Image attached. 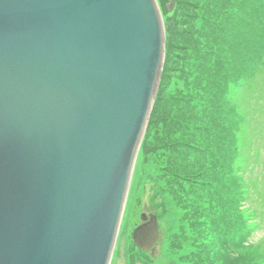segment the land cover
<instances>
[{
  "label": "water",
  "instance_id": "1",
  "mask_svg": "<svg viewBox=\"0 0 264 264\" xmlns=\"http://www.w3.org/2000/svg\"><path fill=\"white\" fill-rule=\"evenodd\" d=\"M164 54L157 0H0V264H111Z\"/></svg>",
  "mask_w": 264,
  "mask_h": 264
},
{
  "label": "rangeland",
  "instance_id": "2",
  "mask_svg": "<svg viewBox=\"0 0 264 264\" xmlns=\"http://www.w3.org/2000/svg\"><path fill=\"white\" fill-rule=\"evenodd\" d=\"M206 1L207 0L196 1L198 5H200L201 2V7L205 10V16L208 20L202 22L207 29L206 36L201 44L194 47L191 54L196 53L197 48L204 51V53L191 56V66L198 70H204L205 73L203 74L209 76V79L211 76L217 80V82L220 79L219 81L223 86H228L229 93L232 91L233 98L230 97V100L234 104L236 111L239 112L236 124L237 126L241 125L245 131L248 130L246 138L253 151V153L249 155L246 148L244 151V159L242 157L240 161L241 159L244 160V162L241 161V163L244 164L243 177L246 180L245 182L250 193V199H248L246 206L255 213V227L252 230L248 229L249 233L246 231L248 236L243 238L242 235L245 233L242 228L243 225L240 224L241 227L235 221L231 222V217L227 216L229 205L227 206L225 204L226 199L224 198L221 205H224L223 211L226 213L223 222L226 231L224 233L220 232L213 239L214 242H219L215 245L217 247L216 249L219 251L221 239H224L226 244L233 250L234 247L239 248L244 246L243 244L250 243H258L261 247H264V52L261 54V58L258 61L253 60L258 57V52H254L255 45L259 42L264 44V0H213L214 2L212 3L215 4L214 6H216V8L205 4ZM190 2L193 1L190 0ZM157 3L164 20L166 19L165 13L168 12L166 10V5L170 3V1L157 0ZM173 3L172 10L176 6L175 0H173ZM259 4L260 6L258 7ZM172 10L168 13H171ZM199 16L204 17V15L200 14ZM182 44L185 46V43ZM183 45H181V47H183ZM191 47L193 48V45H191ZM211 51L214 54H211ZM217 51L219 52L218 60L221 59L222 64L218 66L217 70H215L214 67L212 72H207L211 61H218L214 58L215 55L218 54ZM201 60L206 61L204 64H201L203 63ZM167 65L169 70H173V81L181 80V74L183 73V69H185L184 66H181V70L176 68L177 70L175 71V68L171 65V60ZM248 65L251 66L248 67ZM257 65H259L258 69L256 68ZM253 68L254 70L257 69V76L254 71L251 75ZM244 69H246V71H244ZM224 70L226 71L221 72ZM226 74L233 77V79L229 80L224 78ZM210 80L215 83L213 79ZM232 80H236L235 82L239 83L235 84V88L234 84L231 85L230 83ZM192 84L193 79H191L190 82V85ZM186 96L192 101L199 100L197 94L192 91ZM227 97L229 96L227 95ZM183 98L184 95H182V93H165L162 96V105H167L165 113H171L175 108L182 107L179 103ZM162 109L161 107L160 110ZM211 113L213 114V112ZM211 113L209 112L206 114V118L209 119L206 123L211 124V126H209L211 132H209L207 136L200 131L196 132V142H192L188 137L184 139L185 143L193 144L199 152L193 159L195 163L199 159L204 160L208 155V161H211V153L217 152L215 149L216 145H214L215 143L209 142L210 133H213L212 131L214 130V122L212 116H210ZM195 116L196 117H193H198L197 119H199L200 113L195 112ZM215 117L217 116L215 115ZM173 120H175V117ZM199 124L200 123H194L187 128L192 130V127ZM154 126L155 124L153 123L149 127L150 132L149 136L146 137V144L139 152L135 164L121 226L113 251V264H127V262H130V257L133 251L136 250L131 240V234L132 230L140 224L139 219L142 213L145 215H154L156 217L160 233L154 251L151 252V264H192L189 263L188 257L194 250V246L200 241V239L195 236V230H191L190 228L186 227L185 234H181V223L179 222V218L185 216L187 213L183 214V212L177 208L178 206L174 201L175 199L177 201L180 199L174 183H178L179 181L181 183L183 177L180 175L173 176L169 167H171V160L178 157L177 155L179 152L183 155L185 153V148H181L177 144V141L182 139L178 138L177 140L175 137L172 142L159 144L158 140H162L163 138L157 137L155 133L156 126ZM158 129L159 126H157V130ZM236 137L238 140V135ZM257 148H259L260 151H258ZM233 150L235 152V149ZM235 154L233 153V155ZM240 154L241 150L239 151V156ZM186 156H189V152H186ZM241 173L242 172H240V174ZM205 184L209 185L203 186ZM190 186L191 185L186 184L185 187L188 189ZM214 187L215 185L213 182L201 183V185L198 186L197 191H201L198 195L203 197L205 201V197L212 196L215 190L213 189ZM261 195H263V204ZM178 203L181 202L178 201ZM221 205L212 209L217 219L222 212ZM234 215L236 218H239V212L234 211ZM247 227L249 226L247 225ZM210 229L213 230L215 228L210 227ZM258 244L256 246H258ZM210 258L212 259L211 264H215L216 262L213 259H216V257L212 255ZM236 259L234 254L229 255L225 260V264H238L236 263ZM133 261L132 259L131 262Z\"/></svg>",
  "mask_w": 264,
  "mask_h": 264
},
{
  "label": "trees",
  "instance_id": "3",
  "mask_svg": "<svg viewBox=\"0 0 264 264\" xmlns=\"http://www.w3.org/2000/svg\"><path fill=\"white\" fill-rule=\"evenodd\" d=\"M192 1L193 2H190V0H175L176 6L173 8L172 12L165 13L166 19L163 20L165 30V54L162 72L139 152L146 144V137L149 136L150 132L149 127L153 123L156 126L154 127L157 137L163 138L162 140H158L159 144L172 142L175 137L177 140L178 138L182 139L178 140L177 144L181 148H185V153L183 155L179 152L177 155L179 158L175 157V159L171 160V167H169V169L173 176L180 175L183 177L181 183L180 181L174 183L177 193H179L180 196L178 201L181 202L178 203L176 199L174 200L178 206L177 208L183 212V214L187 213L185 216L179 218V222L181 223V234H185V228L187 227L191 230H195V236L200 239L188 257L189 263L211 264L212 259L210 256L214 255V257H216V259H213L216 262L215 264H225L227 257L234 254L237 258L236 263L238 264H264V247H261L258 243H242L244 246L239 248L234 247L233 250L226 244L224 239H221L219 251L215 246L219 242H214L213 239L220 232L224 233L226 231V227L223 223L226 213L223 211L224 205H221L224 198L226 199L225 204L227 206L229 205L227 216L231 217V222L235 221L239 226L243 225V227L241 226L245 231L242 235L243 238L248 236L246 234V231L249 233L248 229L252 230L255 227V213L246 206L248 199H250V193L245 182L246 180L243 177L244 164L241 163V161L244 162L245 149L247 148L249 155L252 154L253 151L246 138L248 130L245 131L241 125L237 126L236 124L239 112L236 111L234 104L230 100V97L233 98L232 91L229 93L228 86H223L219 81L220 79L217 82V80L211 76L210 79L215 81V83H213L209 79V76L203 74L205 73L204 70H198L191 66V56L204 53V51L197 48L196 53L191 54L194 47L201 44L206 36L207 29L202 22L208 20L205 16V10L201 7V2L200 5H198L196 4L197 0ZM212 2L214 1L207 0L205 4L214 6L215 4ZM214 7L216 8V6ZM199 14L204 15V17L199 16ZM181 42L185 43V46ZM181 45H183V47H181ZM191 45H193V48ZM255 51L258 52V57L253 60L258 61L261 58V54L264 52V44H262V42L257 43L255 45L254 52ZM212 53L211 51V54ZM217 53L218 54L214 57L216 60H218L219 55L218 51ZM168 60L169 62L171 60V65H173L175 71L177 70L176 68L181 70V66H184L185 69H183V73L181 74V80L173 81V70L168 69ZM205 61L206 60L202 61L203 63L201 64H204ZM221 64V59L218 61L212 60L207 72H212L214 67L215 70H217L218 66ZM250 66L251 65H248V67ZM258 67L259 65H257L256 68L258 69ZM257 69L254 70L253 68L251 75L254 71L257 76ZM225 71L226 70L221 72ZM244 71H246V69H244ZM224 78L229 80L233 79V77H230L228 74L224 75ZM191 79H193L192 85H190ZM235 81L236 80H232L230 82L231 85L234 84V88L235 84L238 83ZM190 91L195 92L199 100L192 101L186 96ZM165 93H182L184 98L180 100L179 104L182 105L183 108H175L173 112L166 114L165 110L167 105H162V96ZM227 95L229 97H227ZM161 107L163 108L162 110H160ZM195 112L200 113L199 119H197L198 117L194 118L196 117ZM209 112H213L210 116H212L214 122V130L212 131L213 133H210L209 142L215 143L214 145H216L215 149L217 152H212V155L210 154L211 161H208V155L204 160L199 159L195 163L193 159L199 152L193 144L185 143L184 139L188 137L192 142H196V132L201 131L205 133V136L211 132L209 130L211 124L206 123L209 120L206 118V114ZM215 115L217 117H215ZM174 117L175 120H173ZM194 123L200 124L192 127V130L187 128ZM157 126H159L158 130ZM237 135L238 140L236 137ZM233 149H235V152ZM257 149L260 151L259 148ZM240 150L241 154L239 156ZM186 152H189L188 157L186 156ZM233 153L236 154L233 155ZM242 157L243 159L240 161ZM240 172L242 173L240 174ZM210 182H213L215 185L213 188L215 190L212 196L205 197L204 201L203 197L198 195L201 192L197 191L198 186L201 185V183ZM186 184L192 187L190 186L187 189L185 187ZM207 185L209 184L203 186ZM233 190L236 193H234ZM261 201L263 204V195H261ZM220 205L222 207V212L217 219L212 209ZM234 211L239 212V218L235 217ZM247 225L249 227H247ZM210 227H214L215 229L212 230ZM257 244L258 246H256ZM132 263L133 262L130 260V264Z\"/></svg>",
  "mask_w": 264,
  "mask_h": 264
},
{
  "label": "flooded vegetation",
  "instance_id": "4",
  "mask_svg": "<svg viewBox=\"0 0 264 264\" xmlns=\"http://www.w3.org/2000/svg\"><path fill=\"white\" fill-rule=\"evenodd\" d=\"M154 248L155 246H153L148 252H142L135 247L136 250L133 251V254L130 257V260H134L132 264H151V252L154 251ZM111 264H113V260ZM127 264H130V262H127Z\"/></svg>",
  "mask_w": 264,
  "mask_h": 264
},
{
  "label": "bare ground",
  "instance_id": "5",
  "mask_svg": "<svg viewBox=\"0 0 264 264\" xmlns=\"http://www.w3.org/2000/svg\"><path fill=\"white\" fill-rule=\"evenodd\" d=\"M134 173V172H133ZM132 178H133V176H132ZM131 181H132V179H131ZM130 186H131V184H130Z\"/></svg>",
  "mask_w": 264,
  "mask_h": 264
}]
</instances>
